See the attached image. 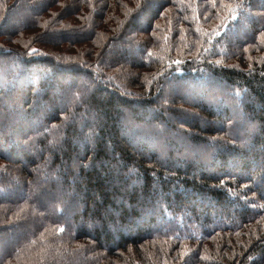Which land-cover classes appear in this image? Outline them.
Returning a JSON list of instances; mask_svg holds the SVG:
<instances>
[{
	"label": "trees",
	"instance_id": "obj_1",
	"mask_svg": "<svg viewBox=\"0 0 264 264\" xmlns=\"http://www.w3.org/2000/svg\"><path fill=\"white\" fill-rule=\"evenodd\" d=\"M0 264H264V0H0Z\"/></svg>",
	"mask_w": 264,
	"mask_h": 264
},
{
	"label": "rangeland",
	"instance_id": "obj_2",
	"mask_svg": "<svg viewBox=\"0 0 264 264\" xmlns=\"http://www.w3.org/2000/svg\"><path fill=\"white\" fill-rule=\"evenodd\" d=\"M234 24H235V20H231V22L230 23H228V26L230 27V28H232V27H234ZM218 30V29H217ZM217 30H216V32L215 31H210V33H212V35L216 38V39H224V38H226V35H222L223 34V32H217ZM217 33V34H216ZM145 118V120L146 119H149V116H144ZM202 117V116H201ZM202 119V118H201ZM166 120H168V121H171V117H167L166 118ZM187 121H188V119H187ZM190 121L192 122V121H194V120H192V119H190ZM195 122V121H194ZM174 146H176V147H181L182 146V143L180 142V141H178V140H174V143H172ZM176 163H178L179 164V161H175ZM194 166H198L199 165V162L198 161H195L194 162V164H193Z\"/></svg>",
	"mask_w": 264,
	"mask_h": 264
},
{
	"label": "snow or ice",
	"instance_id": "obj_3",
	"mask_svg": "<svg viewBox=\"0 0 264 264\" xmlns=\"http://www.w3.org/2000/svg\"><path fill=\"white\" fill-rule=\"evenodd\" d=\"M176 63H179V61H177ZM61 231H63V229H60Z\"/></svg>",
	"mask_w": 264,
	"mask_h": 264
}]
</instances>
